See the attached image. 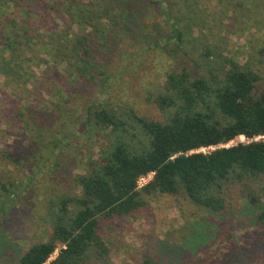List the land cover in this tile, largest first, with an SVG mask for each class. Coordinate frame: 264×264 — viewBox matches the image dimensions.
<instances>
[{
    "label": "trees",
    "instance_id": "obj_1",
    "mask_svg": "<svg viewBox=\"0 0 264 264\" xmlns=\"http://www.w3.org/2000/svg\"><path fill=\"white\" fill-rule=\"evenodd\" d=\"M135 1L0 0V79L6 88L0 93V125L14 140H26L25 149L32 151L20 163L12 154L0 157L26 174L37 166L29 160L44 151L58 153V143L72 134L85 137L87 132L89 141L100 143L99 156L91 152L84 171L73 177L79 193L48 200L50 238L32 245L18 264H108L112 248L102 236V223L152 211L153 201L162 196H185L220 214L228 207V190L264 181V88L258 89L262 77L233 57H221L219 63L207 44L201 57L210 67L192 68L184 56L185 64L171 70L149 94L161 120L126 104L100 103L99 98L78 109L71 92L82 82L98 85L102 92L114 85L107 51L115 40L124 41L132 31L128 23L147 11L140 8L137 16L128 12ZM146 1L147 6L150 1L160 7L171 29L165 43H172L174 54L185 53L186 43H200L192 37L195 31L206 37L211 30L210 16L199 9L201 0ZM227 1L228 7L244 5L243 0H220L225 7ZM225 15H214L215 25ZM48 58L64 67L68 82L36 101L34 92L43 91L34 90L45 83V76L36 71ZM61 102L72 104L73 110L52 107ZM33 108L41 112V120L33 116ZM79 112L84 119L77 121ZM60 114L65 121L71 117V123L52 124ZM150 175L139 188L140 178ZM8 183L0 180V215L11 196L31 185L23 177ZM56 250L57 257L49 261Z\"/></svg>",
    "mask_w": 264,
    "mask_h": 264
},
{
    "label": "rangeland",
    "instance_id": "obj_2",
    "mask_svg": "<svg viewBox=\"0 0 264 264\" xmlns=\"http://www.w3.org/2000/svg\"><path fill=\"white\" fill-rule=\"evenodd\" d=\"M157 1L162 0H153ZM221 2H199L200 11L210 16L207 26L211 30L205 32L206 37L198 36L200 33L195 31L192 37L200 38V43H186L185 53L175 54L171 51L172 43H165L171 36V29L162 17L160 7L150 1L147 6L146 0L132 2L128 12H133L134 16L138 15L140 8L147 11L139 14L136 22L130 21L128 28L132 31L124 35V41L115 40L107 51L108 73L114 75V85L102 92L100 86L82 82L71 92L79 101L78 109L84 110L99 98L100 103L126 104L134 107L140 115L161 120V113L148 100L149 94L162 85L171 70L185 64L184 56L189 58L188 65L192 68L210 67L211 64L201 57L206 44L219 63L221 57H233L259 73L262 80L258 89H263L264 0H243L242 7L233 4L228 7V1L225 7ZM224 13L223 20L215 25L213 16H223ZM129 38L133 41L130 42ZM156 40L157 45H154ZM47 61L36 71L38 76H45V83L34 90L43 91L34 92L32 98L36 101L68 82L63 74L64 67L56 66L49 58ZM5 89L0 79V93ZM59 106L73 110V105L65 102L52 107L59 110ZM33 111V116L41 120V112L34 108ZM77 116V121L84 119L80 112ZM71 119L68 117L65 121L60 114L58 122L52 124L71 123ZM2 127L0 125V155L3 152L12 154L13 161L19 163L31 156L32 151L25 149L27 141L22 137L14 140L10 137L12 132L6 129L7 132L3 133ZM79 130L83 132L86 128ZM240 140L246 141L244 137ZM58 144V153L44 151L37 160L27 159L31 164H37L28 171L32 176L0 157L1 181L8 185L15 177H23L27 184L31 182L6 201L5 211L0 215V264H18L32 245L50 238L53 228L48 200L57 195L79 193L73 177L84 171L91 152L92 157L99 156L100 143L89 141L87 132L85 137L72 134L64 143ZM56 163L58 167H55ZM151 179L152 175L146 182ZM226 198L228 207L218 214L194 205L185 196H162L153 201L152 211L142 212L134 218H117L102 223V236L112 248L108 264H264V181L238 184L226 192Z\"/></svg>",
    "mask_w": 264,
    "mask_h": 264
},
{
    "label": "built area",
    "instance_id": "obj_3",
    "mask_svg": "<svg viewBox=\"0 0 264 264\" xmlns=\"http://www.w3.org/2000/svg\"><path fill=\"white\" fill-rule=\"evenodd\" d=\"M148 177H141L140 178V180H139V188L143 187L147 183L146 180H147ZM57 255H58V250H56V252L53 255V256H55L54 259L57 257ZM53 256L51 257V259L53 258ZM51 259L49 261H52Z\"/></svg>",
    "mask_w": 264,
    "mask_h": 264
}]
</instances>
